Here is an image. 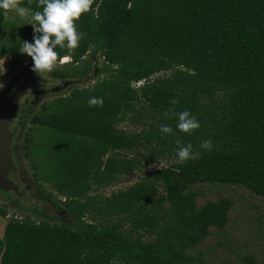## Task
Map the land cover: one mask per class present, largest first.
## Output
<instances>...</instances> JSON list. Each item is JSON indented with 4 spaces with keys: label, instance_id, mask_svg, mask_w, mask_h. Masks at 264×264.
Wrapping results in <instances>:
<instances>
[{
    "label": "trees",
    "instance_id": "obj_1",
    "mask_svg": "<svg viewBox=\"0 0 264 264\" xmlns=\"http://www.w3.org/2000/svg\"><path fill=\"white\" fill-rule=\"evenodd\" d=\"M17 7L33 17L43 10L38 0ZM9 10L0 9V60L4 52L17 57L38 26L5 34ZM75 23L84 33L77 47L54 49L57 61L75 64L63 76L84 77L98 55L105 75L31 117L32 132L70 134L54 135L62 176L48 180L63 197L49 193L51 205L69 218H8L0 264H197L187 250L227 225L233 202L198 207L194 187L240 185L264 197V0H93ZM90 97H102L103 107H90ZM173 109L190 111L200 127L181 132ZM122 122L139 129H120ZM208 139L211 150L201 147ZM189 142L199 158L181 163L177 150ZM165 158L174 161L125 189L90 192Z\"/></svg>",
    "mask_w": 264,
    "mask_h": 264
},
{
    "label": "rangeland",
    "instance_id": "obj_2",
    "mask_svg": "<svg viewBox=\"0 0 264 264\" xmlns=\"http://www.w3.org/2000/svg\"><path fill=\"white\" fill-rule=\"evenodd\" d=\"M19 9L17 6L10 8L6 17L5 34L10 26L22 29L23 25H33V16L26 10L21 14ZM33 37L28 42L34 43ZM33 64L32 58L21 52L17 57L14 53L4 52L0 60V102L12 95L28 77L34 80L23 92L7 126L6 149L10 162L6 178L12 181L17 191L0 185V208L5 212V216L0 215V239L3 236L4 224L10 217L21 219L29 216L37 221L45 214H54L69 218L67 214L57 211L51 205L49 193L63 197L58 195L48 180H59L62 176L57 169V157L51 149L55 143L54 135L61 136L63 140L64 137L68 139L67 135L70 134L48 126H39L32 132L31 117L43 104L56 97L89 89L105 75V72H101L104 62L100 55L82 78L63 76L75 65L70 61H56L58 67L51 72H43V77L32 70ZM154 77L156 76L152 79ZM118 127L128 132L139 129L127 122L120 123ZM71 136L75 138L76 135ZM141 151L144 153L143 147ZM139 159L144 161L143 158ZM172 161L174 158H165L156 163L147 162L139 170L122 174L116 183L98 190H95L93 185L90 192L93 196H108L142 178L150 177L156 169L165 167ZM194 190L198 192V207L207 200L219 198H228L233 202L228 211L227 225L221 229L211 227L205 240L187 250L197 264H264V197L255 195L240 185L202 183L196 185ZM127 227L128 224L124 223V228Z\"/></svg>",
    "mask_w": 264,
    "mask_h": 264
},
{
    "label": "clouds",
    "instance_id": "obj_3",
    "mask_svg": "<svg viewBox=\"0 0 264 264\" xmlns=\"http://www.w3.org/2000/svg\"><path fill=\"white\" fill-rule=\"evenodd\" d=\"M38 3L43 10L34 13L33 18L38 22V26L33 25L34 43L24 41L19 50L32 58L34 62L32 70L43 77V72H51L58 67L56 64L58 54L54 50L58 45L61 48L74 49L84 38V33H78L75 22L92 8L93 0H38ZM16 6L17 0H0V9L8 10ZM19 11L23 14L24 9L20 8ZM170 103L175 105L179 103V100L172 99ZM88 104L90 107H103L104 101L102 97H90ZM172 113L178 117L176 127L181 132L191 134L200 127L198 118L190 111L184 110L177 113L173 109ZM160 131L163 134H171L173 129L168 125H161ZM177 143L180 142L177 141ZM201 147L211 150V139L203 141ZM199 155V152L193 151L190 142L177 150V157L181 163L188 159H198Z\"/></svg>",
    "mask_w": 264,
    "mask_h": 264
},
{
    "label": "water",
    "instance_id": "obj_4",
    "mask_svg": "<svg viewBox=\"0 0 264 264\" xmlns=\"http://www.w3.org/2000/svg\"><path fill=\"white\" fill-rule=\"evenodd\" d=\"M34 80H27L18 87L12 95L8 96L5 101L0 102V185L2 187L11 188L17 191V187L12 184V181L6 178L9 169V157L6 147L7 126L12 120L14 109L18 100L23 95V92L33 83Z\"/></svg>",
    "mask_w": 264,
    "mask_h": 264
},
{
    "label": "built area",
    "instance_id": "obj_5",
    "mask_svg": "<svg viewBox=\"0 0 264 264\" xmlns=\"http://www.w3.org/2000/svg\"><path fill=\"white\" fill-rule=\"evenodd\" d=\"M25 58L27 59V57H25ZM69 61H70V58L68 56L60 59V63L69 62ZM24 63H26V62H24ZM139 84H141V82L140 83L138 82L137 85H139Z\"/></svg>",
    "mask_w": 264,
    "mask_h": 264
},
{
    "label": "flooded vegetation",
    "instance_id": "obj_6",
    "mask_svg": "<svg viewBox=\"0 0 264 264\" xmlns=\"http://www.w3.org/2000/svg\"><path fill=\"white\" fill-rule=\"evenodd\" d=\"M21 98H22V96H21ZM21 98H20V99H21ZM20 99L18 100V103H19ZM18 103H17V104H18ZM17 104H16V105H17Z\"/></svg>",
    "mask_w": 264,
    "mask_h": 264
}]
</instances>
